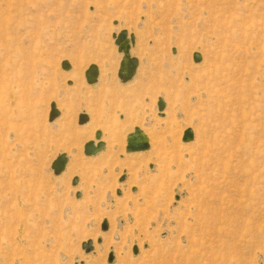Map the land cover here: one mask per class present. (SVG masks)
<instances>
[{
  "label": "rangeland",
  "instance_id": "obj_1",
  "mask_svg": "<svg viewBox=\"0 0 264 264\" xmlns=\"http://www.w3.org/2000/svg\"><path fill=\"white\" fill-rule=\"evenodd\" d=\"M0 264H264V0H0Z\"/></svg>",
  "mask_w": 264,
  "mask_h": 264
},
{
  "label": "water",
  "instance_id": "obj_2",
  "mask_svg": "<svg viewBox=\"0 0 264 264\" xmlns=\"http://www.w3.org/2000/svg\"><path fill=\"white\" fill-rule=\"evenodd\" d=\"M114 25H117V22H114ZM112 38L114 39V44L117 47L118 53H122L123 57L119 63V68L117 71V77L122 83H126L130 81L133 76L135 75V72L138 67V60L135 57H132L130 55V48L134 44V35L130 34L128 36V32L126 30H121L117 34H113ZM193 61L195 63H199L201 61V55L199 53H193ZM61 68L63 70H70L71 65L68 61H63L61 63ZM99 76V70L97 65L91 64L88 66V68L84 72V78L88 85H94L97 83ZM55 103H51L50 105V112L48 116V121L52 122L54 119H56L59 116V111L55 108ZM165 107V103L163 99L159 98L157 102V108L158 111L161 113ZM88 122V116L85 113H81L78 118V124L83 125ZM101 131H96L94 135V139L97 141L95 144L94 141H88L83 146V153L85 156H94L97 153H99L104 148V143L100 141L101 139ZM194 137V134L191 129H186L183 132L182 135V141L183 142H189L192 141ZM149 148V142L147 137L143 134L141 129L139 127H135L132 131V133H129L127 135L126 139V152H139V151H145ZM68 158L67 155L64 153L59 154L56 159L51 164V169L54 173V175L61 174L65 166L67 164ZM125 179V176H122L119 179V182H123ZM78 182V178L74 177L72 180V185L76 186ZM117 194H120V191L117 192ZM76 197H80V193H76ZM108 228V223L106 220H104L101 223V230L106 231ZM97 243H101V240L98 239ZM84 252L87 254L93 250V243L91 240H88L86 242H83L81 245ZM133 253L137 254V247H133ZM114 259V255L112 252L108 254L107 261L108 263H112Z\"/></svg>",
  "mask_w": 264,
  "mask_h": 264
},
{
  "label": "bare ground",
  "instance_id": "obj_3",
  "mask_svg": "<svg viewBox=\"0 0 264 264\" xmlns=\"http://www.w3.org/2000/svg\"><path fill=\"white\" fill-rule=\"evenodd\" d=\"M117 25H118V22H117ZM116 25V26H117ZM116 30H117V28H116ZM117 34V33H116ZM130 34L128 33V36H129ZM114 46H115V44H114ZM113 46V47H114ZM135 45L133 44V46H131V48H130V55L132 54V52H131V49L134 47ZM116 47V46H115ZM118 52V51H117ZM173 53H175V51L173 52ZM118 54H120V58L122 59V57H123V55H122V53H118ZM132 56V55H131ZM132 57H134V56H132ZM136 58V57H135ZM137 59V58H136ZM121 61V60H120ZM106 63L110 66V56L108 55L107 57H106ZM113 64V63H112ZM107 66V65H106ZM108 66V67H109ZM98 67V66H97ZM117 68V67H116ZM71 69H72V67H71ZM98 70H99V68H98ZM71 71V70H70ZM75 74V73H74ZM75 77L77 76H79V75H77V74H75L74 75ZM74 76H72V77H74ZM79 78V77H78ZM98 78H99V76H98ZM82 79V78H81ZM127 83V82H126ZM95 85H97V84H94V85H89V86H91V87H94ZM205 95V94H204ZM203 94L201 95L202 97L204 96ZM200 96V95H199ZM193 98H195V97H192V99ZM197 99V98H196ZM55 106H56V104H55ZM57 110H58V108H57V106L55 107ZM59 111V110H58ZM177 116V115H176ZM54 122V121H53ZM53 122H49V123H53ZM83 126V125H82ZM190 129V128H189ZM192 130V132H193V134L195 133V131L193 130V128L191 129ZM142 131V130H141ZM143 132V131H142ZM132 133V132H131ZM143 134L146 136V134L143 132ZM111 137H112V135H111ZM147 137V136H146ZM147 139H148V137H147ZM90 141H94V143L96 144L97 143V141L94 139H92V140H90ZM100 141H102V138L100 139ZM191 142V141H190ZM105 148H103V150H104ZM102 151V150H101ZM100 151V152H101ZM139 152H141V151H139ZM98 154V153H97ZM157 154V153H156ZM155 154V155H156ZM88 157H90V156H88ZM185 157V156H184ZM67 158H68V156H67ZM67 166V165H66ZM65 169H66V167H65ZM65 169H64V171H65ZM64 171L62 172V173H64ZM61 173V174H62ZM60 174V175H61ZM77 189V187H75V188H73V190L75 191ZM107 232V231H106ZM117 234V233H116ZM114 236H117V235H115L114 234ZM116 238V237H115ZM92 241V240H91ZM92 243H93V248H94V242L92 241ZM94 250H95V248H94ZM139 250V249H138ZM94 251H92L91 253H93ZM112 252V251H111ZM113 253V252H112ZM87 255H88V253H87ZM113 255H114V253H113Z\"/></svg>",
  "mask_w": 264,
  "mask_h": 264
},
{
  "label": "crops",
  "instance_id": "obj_4",
  "mask_svg": "<svg viewBox=\"0 0 264 264\" xmlns=\"http://www.w3.org/2000/svg\"><path fill=\"white\" fill-rule=\"evenodd\" d=\"M135 41V40H134ZM138 68V67H137ZM136 73V72H135ZM99 77H100V71H99ZM134 77V76H133ZM98 80H99V78H98ZM94 139V138H93Z\"/></svg>",
  "mask_w": 264,
  "mask_h": 264
}]
</instances>
